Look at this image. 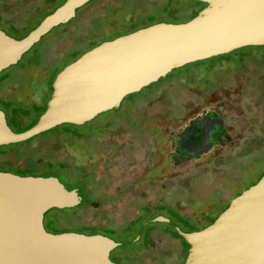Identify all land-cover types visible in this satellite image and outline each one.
I'll use <instances>...</instances> for the list:
<instances>
[{
	"label": "rangeland",
	"instance_id": "374dc122",
	"mask_svg": "<svg viewBox=\"0 0 264 264\" xmlns=\"http://www.w3.org/2000/svg\"><path fill=\"white\" fill-rule=\"evenodd\" d=\"M46 1L32 0L26 3L27 0H0V10L11 7L14 10L2 16L6 23L4 29H28L31 27L30 23L36 21L37 13ZM195 3L193 0H124L120 4L122 11L118 14L112 15L113 9L110 7L100 14L97 13L102 9L91 15L90 17L94 16L92 18L80 19L77 23H72L73 25H60L22 55L18 65L2 71H11L18 68L17 66L22 69L17 77H15L17 73H13L9 80L0 85V98L22 96L27 108L31 109L34 104L43 108L52 92L50 88L55 78L51 82L52 73L71 63L74 55L80 56L94 47L93 45L152 24L187 22L192 18L193 11L198 9ZM246 57L241 69L256 72L258 81L253 84L244 81L239 83L234 77L237 67L235 68L231 61L240 65L239 61ZM227 60L230 62H225ZM213 67L222 71L218 73L220 75L218 79L226 78L229 84L218 86L212 92H205L196 82L202 76L208 75L207 72ZM229 69H232V74L227 78L223 73ZM191 71H196V75L195 73L189 75V81L195 85L191 92L187 90L194 86L186 82H183V85L181 82L173 85L169 94L161 92ZM16 78L24 82L25 88L22 92L19 89V82L15 83ZM156 93L158 94L156 100L159 103L151 102L150 97ZM136 95L139 99L151 102V105L142 103L136 109L135 116L145 118L151 125H158L161 133H165L171 127L182 126L183 123L180 122L184 120L186 110L199 104L227 99L235 108L228 121L238 127L236 130L243 133L244 137L249 132L254 135L260 134L264 132V47H246L227 55L175 69L140 92L127 96L122 104L132 103ZM111 113H115V110L100 114L77 128L84 130L94 122L97 126L101 123L106 124L109 121L107 119L105 122L102 121L104 115ZM37 115L32 114V117L22 119L20 125L22 127L32 125ZM173 120L179 124L173 123ZM134 121L139 120H133L129 115L126 119L118 120L101 136L107 143L106 148L100 155L92 158L97 166L96 179L103 183L99 190L105 197H111V200L100 202L98 205L90 202L78 208L76 212L73 208L48 210L43 216L44 229L50 233L58 230L88 234V230L83 228H94L97 234L107 236L119 244L110 253V259L119 264H139L141 261V264H183L186 251L176 238L164 231L156 229L152 232L150 238L152 249L144 252L141 259L132 256L131 253L137 248L130 245L128 235L105 230L122 227L139 214L142 206L159 204H162L158 209L159 216L169 220L164 230L173 225H176L175 230L178 229L180 232H186L191 228L203 229L222 212L235 193L250 187L264 173V143L258 151L245 156L243 160L239 159L234 165L229 161L230 157L235 155V150L220 159L223 161L221 165L210 163L209 158L204 156L179 170L163 169L152 179H145L146 172L148 173L163 158L156 150L155 133L150 130L143 132L138 130ZM9 126L15 131L12 125ZM66 126L55 127L22 143L1 146L0 154H5L4 152L13 154L0 156V171L19 176L27 173L30 176L46 177L48 175L46 172L35 167V152L30 150V145L37 140L56 138L59 130L63 131ZM245 147L244 140H241L237 153L240 154ZM63 153L70 156L71 160L73 157L78 165L89 163V160L80 157L73 148L65 149ZM43 157L41 154L40 158ZM154 219L152 222L156 223Z\"/></svg>",
	"mask_w": 264,
	"mask_h": 264
},
{
	"label": "water",
	"instance_id": "95a60500",
	"mask_svg": "<svg viewBox=\"0 0 264 264\" xmlns=\"http://www.w3.org/2000/svg\"><path fill=\"white\" fill-rule=\"evenodd\" d=\"M109 1L54 0L28 29H0V73L54 28L87 18ZM195 1L205 6L187 22L137 29L94 46L63 67L44 112L27 130L11 131L0 110V147L61 125L82 126L175 69L264 46V0ZM81 201L76 189H66L56 177L0 171V264H118L109 255L119 244L107 236L44 229L48 210L71 209ZM154 221L169 222L161 216ZM176 231L188 245L184 264H264V174L208 226Z\"/></svg>",
	"mask_w": 264,
	"mask_h": 264
},
{
	"label": "flooded vegetation",
	"instance_id": "af4514ba",
	"mask_svg": "<svg viewBox=\"0 0 264 264\" xmlns=\"http://www.w3.org/2000/svg\"><path fill=\"white\" fill-rule=\"evenodd\" d=\"M30 1H32V0H27L26 3L30 2ZM123 1L111 0L105 5V7L102 9V11L97 13V14H100V13H102L104 11H107L110 7L113 9L112 15L113 14H118V13H120V11H122L120 9V4ZM193 1H195V0H193ZM47 2L48 1H46L45 3H47ZM196 2H198V1H196ZM116 4L118 5V7H114V5H116ZM204 6H202V8ZM199 11H197V13ZM195 12L196 11H193V14H195ZM92 17H94V16H92ZM92 17H90V18H92ZM132 22H133V20H132ZM132 22H129V23H132ZM66 25L68 26V25H73V24H66ZM66 25H64V26H66ZM133 31H135V30H132L130 32H133ZM130 32H128V33H130ZM128 33H125V34H128ZM125 34H122V35H125ZM122 35H120V36H122ZM50 42L53 43L52 40H50ZM225 62H227V61H225ZM221 63H219V64H221ZM218 65H216V66H218ZM215 67H213V68H215ZM219 70L221 71V69H219ZM231 71H232V69L231 70L229 69L226 73H223V75H225L228 78V76L230 74H232ZM234 72H235L234 77L238 79L239 83L241 81H244V82H249V83L253 84V83L258 81V75L256 74V72L247 71V70H244V69H241V68H238V67L235 69ZM194 73L196 75V71H191L187 75H185L184 78H178L171 85H169L166 89H164V90L162 89L161 92L163 91V92H167V94H169L168 92H169L170 88L173 85H175L177 83H180V82L182 83V85H183V82L192 84L194 87L192 89L187 90L188 92H191L193 89H195V85H194V83H191L189 81V75L190 74H194ZM221 73H222V71H221ZM198 82L199 81H197L196 84L199 86V88H203L205 90V92H212L218 86L223 87V86H226V84H229V82L227 81L226 78H224L222 80L219 79L218 83H216V85L214 87H211V88L205 87L204 85H201L200 82L199 83ZM21 83L22 84H21V87L19 86V89L22 92L25 87H24V82L22 81ZM21 92H19V94H21ZM157 95L158 94L156 93V94H153L150 97L152 99L151 102L159 103L156 100L157 97H158ZM5 99H9V97H1L0 101H3ZM13 99H17L18 102L19 101H25L22 98V96H19V97L16 96V97L10 98V100H13ZM151 102L148 103V101L146 99L139 100V102H137L136 105H134L132 103H123L122 104V102H121L119 108L115 109V111H119L120 110V111H123V112L122 113H116L115 112V113L104 115V119L102 121L105 122V121L108 120L109 122H107L106 124L101 123L99 125V126H101V128L99 126H97V125H94L95 122L93 124H90V125L87 126L89 128H92L93 133H95L96 136L100 137L101 140L104 141L105 148L107 146V143H106L105 140L102 139L101 136L105 132H107L108 129H111L113 127V125L118 120L126 119L128 115H129V118H131L133 120H139L138 122L134 121L137 124V126H138V130H140L142 132L143 131H147V130H150V131L154 132L155 133L154 141L156 142V146H157L156 150L159 152V154L161 155V157L163 159L161 160V162H159L154 167H152L148 171V173L146 172V175H144L145 179H152L153 176L161 173L163 171V169H168V168L170 169L171 168L174 171L175 170H179V169H181L183 167H186L191 162H196L197 160L201 159L204 156L206 158L207 157L209 158L210 163H217V165H221L223 163V161L220 160V159L222 157H224L225 154H227L228 152L232 153L235 150V155L233 157H230V161H229V162H231V165H234V164L238 163L239 159L243 160V158L245 156H248L252 152L258 151L261 148V145L264 143V132H262L260 134H256V135H254L253 133L249 132V133H246V136L244 137L243 133L238 132L236 130L238 127L233 126L232 122L230 123L228 121V117L230 116L232 110H234L235 108L231 106V102L228 101L227 99L217 100V101H214V102H209L208 104H199V105H197L196 107H194L192 109H188L187 108L188 110H186L185 118H184V120H182V122H180V123H183L182 126L180 125L177 128H176V126L175 127H171L165 133H161V131H160L161 128L158 125H151V124L147 123V120L145 118H143V117L138 118V117L135 116L136 109L139 106H141L142 103L143 104L147 103L146 105L149 106V105H151ZM160 103H162V102H160ZM10 108H11V106H8L6 109L0 108V110L5 115V120H6V123H7L8 127L10 128L9 124L12 125V122H13L14 118L17 121L18 127H22L20 125V121L22 120V118L20 116H18V115H16V116L13 115V112L11 113V109ZM45 108H46V106H45ZM43 112H41L34 119V124L36 123V121L38 120L39 116ZM112 115L114 117H111ZM175 122L176 121L173 120V123H175ZM139 123H141V126L139 125ZM177 124H179V123H177ZM77 127H81V126H77ZM97 128H99V129H97ZM10 130H11V128H10ZM206 130H207V132H206ZM13 132L14 133H19V132H15V131H13ZM205 132L207 134L206 136H204ZM241 140H244V146H246V147L239 154V153H237V149H238V145H239ZM163 149H164V151H163ZM92 163H93V161L91 159V162L89 161V163H87V164H92ZM93 166H95V169H96L97 166H96L95 163H93ZM158 167H159V169H156ZM262 175L258 178V180L262 177ZM255 183L251 184L250 186L254 185ZM247 188H249V187H247ZM240 193H235L234 196H237ZM234 196H233V198H234ZM81 203H82V201H81ZM81 203H80V205H81ZM80 205H78V206H80ZM159 205H162V204H159ZM159 205L144 206V207L142 206L140 211H139V213L145 208H147V209L148 208L155 209ZM227 206L228 205H226L225 209L227 208ZM216 217L217 216H215L214 219L209 224H211L216 219ZM156 223H158V222H156ZM165 224H167V223H165ZM192 231H198V230L195 229V230H191V231H186L185 233L192 232ZM167 234H169V233H167ZM140 238H141L140 236H137L135 238V240H138ZM173 238H175V237H173ZM176 239L180 242V246H182L184 248V246L181 243V240L178 239V238H176ZM184 250L186 251V255H187L188 248H187V250H186V248H184ZM113 251L114 250H112L111 252H113ZM147 251H149V250H147ZM137 252L138 251H136V250L134 252H132L131 253L132 256H137V258H139L138 255H141L140 257L142 259V254L144 252H146V251L144 250V252H140L141 254H139ZM186 255H185V257H186ZM109 257H110V255H109ZM110 260L113 261L112 259H110ZM184 261L185 260H183V264H184ZM113 262H115V261H113ZM141 262L139 264H141ZM115 263H117V262H115Z\"/></svg>",
	"mask_w": 264,
	"mask_h": 264
},
{
	"label": "trees",
	"instance_id": "16d2710c",
	"mask_svg": "<svg viewBox=\"0 0 264 264\" xmlns=\"http://www.w3.org/2000/svg\"><path fill=\"white\" fill-rule=\"evenodd\" d=\"M47 1H48L47 3H49L54 0H47ZM195 4L196 7L198 8L197 11H199L202 8V6H204V4L199 2H196ZM197 11L195 12V14L192 15V17H194L197 14ZM12 12H14L12 7L11 9L5 8L3 10H0L1 13L0 29H4L6 24L4 23L5 21L3 20L2 16L10 14ZM5 29L10 30L9 28H5ZM10 31L14 32L17 30H10ZM78 56H79L78 54L74 55L72 61L77 59ZM246 59L247 57L240 60L239 61L241 63L240 65H238L237 63H233L232 61L231 63L234 64L235 67L242 68L243 67L242 65L244 64ZM227 62H230V60H227ZM17 67L18 68H15L11 71L7 70L0 74V85L4 83L6 80H9L13 73H17L15 74V77L19 75L20 73L19 71L22 69L20 66ZM58 71L59 70H55L52 73L53 76L51 82L55 77V75L58 73ZM207 73L208 75L203 76L199 80V82L201 83V85H204L205 87H209V88L214 87L216 83H218L219 80L218 78L220 76L218 73H221V71L219 69L212 68ZM16 82H19L18 84L21 87L22 81L16 78L15 83ZM51 91L52 88H50V92ZM137 97L138 95H136V97H133L132 99L133 102L131 101L132 104L136 105V103L139 102V100H141ZM134 98L136 99L134 100ZM24 104H25L24 101L18 102L17 99H13V100L5 99L3 101H0V108L6 109L8 106H11L10 108L11 113L13 112V115L15 116L18 115L22 119H26L30 117L32 114L39 115L45 109V106L42 108L39 107L37 104L32 105L30 109L29 107L27 108ZM115 112L122 113L123 111L119 110ZM33 125L34 123L29 126L18 127L15 118L12 122V126L15 128V132H22L24 130H27ZM139 125L141 126V123H139ZM68 148L75 149L78 155H80V157L86 158L91 162L92 158L102 153V151L105 148V143L104 141L101 140L100 137L96 136L95 133H93L92 128L87 127L84 128V130H82L80 128H77V126L67 125L66 127L63 128V131L59 130L58 136L56 138L47 139V140H37L30 145V150L35 152L34 155L35 167L41 169L43 172H46L48 174L46 177L49 176L56 177L60 183H63L66 189L68 190L76 189L82 196V203L80 206L73 208L74 212H76V210L81 206L88 204L90 202H94V204L98 205L100 204V202L102 203L104 201L111 200V197L109 198L105 197L104 194L101 193L99 190L100 185H102L103 183L101 180L96 179V169L95 166H93V163L83 164V165L76 164L73 157L71 160L70 156H67L63 153V151ZM4 153L5 154L1 153L2 155L0 154V156H8L13 154V152H7V153L4 152ZM18 154H22V153L18 152ZM41 154L44 155L43 158H40ZM11 158L13 159V156ZM21 176H30V175L24 173ZM159 206L155 209L145 208L134 219L124 223L122 227L117 229L105 230V231L111 233H115L116 231H119L122 234L128 235L130 237V240H128V242L130 243L131 246L137 248L136 251H138L137 253L139 254H141L140 252H144V250L147 251L152 249V246L150 245L151 244L150 238L152 232L156 229L165 231L166 233H169V235H171L172 237L180 239L182 245L187 250L188 246L185 244L184 240L178 235V233L175 230L176 225L169 227V229L166 227L164 230V226H167V224L153 223L151 221L153 218L159 216L158 213L159 211L158 209L160 208ZM153 213L154 215H152ZM178 221L179 220L177 219V222ZM83 229L88 230L87 231L88 234H97L94 228H83ZM122 230L123 232H121ZM191 230H195V229L191 228L188 229L187 231H191ZM62 232L64 231H58V230L54 231V233H62ZM137 236H140L141 238L135 240ZM120 243H122V241ZM135 257L137 258V256Z\"/></svg>",
	"mask_w": 264,
	"mask_h": 264
}]
</instances>
